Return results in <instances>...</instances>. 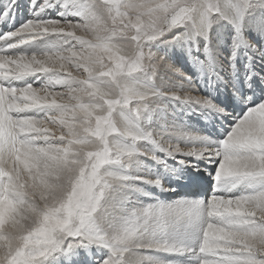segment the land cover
Listing matches in <instances>:
<instances>
[{
	"label": "snow or ice",
	"instance_id": "snow-or-ice-1",
	"mask_svg": "<svg viewBox=\"0 0 264 264\" xmlns=\"http://www.w3.org/2000/svg\"><path fill=\"white\" fill-rule=\"evenodd\" d=\"M0 264H264V0H0Z\"/></svg>",
	"mask_w": 264,
	"mask_h": 264
}]
</instances>
